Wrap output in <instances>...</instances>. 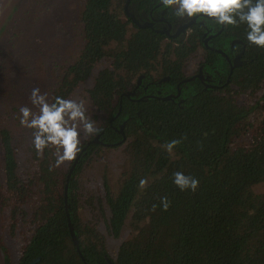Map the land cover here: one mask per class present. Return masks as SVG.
Returning a JSON list of instances; mask_svg holds the SVG:
<instances>
[{"label": "trees", "instance_id": "obj_1", "mask_svg": "<svg viewBox=\"0 0 264 264\" xmlns=\"http://www.w3.org/2000/svg\"><path fill=\"white\" fill-rule=\"evenodd\" d=\"M121 2L85 0L80 12L83 48L68 68L71 78L65 74L52 98H68L77 82L89 78L94 64L105 55L109 57L110 67L97 72L87 92L93 106L111 117L120 108L112 122L116 127L126 121L123 135L109 125L111 117L104 119L106 124L100 128L105 142L123 146L130 162L116 190L103 176L104 193L98 199L102 213L104 208L108 210V234L118 238L125 228L134 231L130 239L120 243L117 263L264 264V191L254 189L264 184V49L248 44L246 25L229 26V33L233 31L231 35L245 43L247 59L234 70L230 81L233 88L220 92L198 89L196 94L187 93L180 105L155 99L138 105L126 97L113 104L137 71H149L155 67L153 61L160 62L156 58L159 48L149 44L148 33L136 31L120 46L126 39L125 25L119 19ZM164 53L165 58L169 52ZM161 61L169 62L168 58ZM174 66L170 62L164 71ZM245 90L257 92L253 105L238 101L236 95ZM1 134L7 188L25 195L15 199L16 204L29 201L33 179L41 185L33 197L32 212L21 210L23 219L37 224L24 255L41 256L42 264H84L70 238L67 205L79 251L86 260L94 255L101 258L106 253L105 237L80 222L75 194L76 175L100 144L89 142L93 137L82 144L81 152L64 173V186L63 179L58 183L59 169L49 171L54 164L53 150L45 149L43 158L35 153L37 174L24 183L16 172L10 132L4 129ZM172 139L182 142L169 154L164 145ZM176 171L198 178L197 190L181 191L175 186L172 174ZM141 178L149 180L144 189L138 187ZM164 196L171 201L167 211L159 206ZM153 204L158 205L155 211ZM10 211L16 221L15 210ZM0 248L3 250L1 240Z\"/></svg>", "mask_w": 264, "mask_h": 264}, {"label": "rangeland", "instance_id": "obj_2", "mask_svg": "<svg viewBox=\"0 0 264 264\" xmlns=\"http://www.w3.org/2000/svg\"><path fill=\"white\" fill-rule=\"evenodd\" d=\"M84 3L85 0H0V240L4 246L6 244L14 258L20 254V242H17L16 235L24 234V224L33 223L22 218L21 210L28 209L32 212L33 197L36 191H41V185H37L33 179L29 201L22 206L16 204L15 199L21 200L25 195L7 188L1 132L4 129L10 132L17 175L24 183L28 178H35L38 160L31 147L32 130L19 124V108L27 105L36 111L29 100L34 87H38L41 93H47L51 102L65 74L71 78L68 68L77 60L84 45L80 21ZM110 65L108 56L100 58L92 67L89 78L77 82L66 98L84 100L87 114L99 129L106 124L104 119L111 116L93 106L87 89L92 85L97 72ZM236 96L238 101L249 106L253 105L258 94L256 91L245 90ZM89 139L91 138H86L81 133L82 144ZM70 164L58 167V183L63 179V186L64 173ZM129 168L130 162L123 146L100 145L91 156L85 158L76 175L77 216L81 223L90 225L104 235L105 249L112 255L117 252L122 241L134 235V231L125 228L118 238L108 234L105 224L108 210L104 208V214L102 213L98 199L104 193L103 176L111 188L116 190L121 173ZM254 189L262 192L264 184H257ZM11 208L12 211L15 210L13 218L16 221L12 217L9 219ZM10 222L16 223L12 230L9 228ZM3 252L0 248V264H4Z\"/></svg>", "mask_w": 264, "mask_h": 264}, {"label": "flooded vegetation", "instance_id": "obj_3", "mask_svg": "<svg viewBox=\"0 0 264 264\" xmlns=\"http://www.w3.org/2000/svg\"><path fill=\"white\" fill-rule=\"evenodd\" d=\"M119 10V19L126 28V39L120 42V46L127 44V39L136 31L143 32V35L148 33L149 44L159 48L156 58L160 62L153 61L155 67L149 71L144 69L137 71L132 76L131 82L125 86L124 91L114 97L113 104L116 101L120 104L122 98L126 97L138 105L150 99L180 105L185 101L187 93L196 94L198 89L220 92L227 87L231 88L230 81L234 70H238L247 62L244 57L245 43L243 40L232 36L233 31L230 34L227 29L218 27L212 20H208L206 27L202 28L203 20L193 19L190 22H185L184 19L174 16L170 9L160 7L155 0H122ZM186 51L188 53L185 54ZM164 52H169L165 57L169 60L167 64L161 61L165 59ZM170 62L176 67L169 69L168 72L164 71V67ZM89 64L87 63V65ZM125 78L123 77L124 80ZM141 111L142 109L138 106L137 113ZM119 113L120 108L118 107L116 115L112 116L108 122L112 129L123 135V126L126 121L123 120L122 123L117 124V127L112 123ZM101 133L103 130H100L99 134L89 142L104 146L118 144L105 142V137ZM67 208L66 205L67 226L73 243L71 231L75 237L76 235ZM11 217L10 211V220ZM10 225L9 228L12 230L16 223L10 222ZM36 227V223H26L23 226L24 234L16 235L17 242H20L18 257L14 258L6 244L5 246L2 244L4 264H42L40 263L41 256L28 258L23 253L24 247L31 235L34 234ZM16 230L18 231V229ZM104 247L106 248L105 244ZM77 250L84 264H118L117 252L112 255L106 251L101 258L94 255L93 258L89 257L86 260L81 251Z\"/></svg>", "mask_w": 264, "mask_h": 264}, {"label": "clouds", "instance_id": "obj_4", "mask_svg": "<svg viewBox=\"0 0 264 264\" xmlns=\"http://www.w3.org/2000/svg\"><path fill=\"white\" fill-rule=\"evenodd\" d=\"M156 4L170 9L176 17L190 22L193 19L203 20L205 28L208 20L214 21L218 27L246 25V41L257 48L264 49V0H155ZM29 100L36 111L27 105L19 108L17 119L19 124L32 130L31 147L36 155L43 158L45 149H52L54 164L49 171L65 163L76 160L82 150L81 133L86 138L99 134L96 122L87 114L84 100L66 99L56 96L49 102L48 94L41 93L38 87L31 90ZM207 135V134H205ZM182 139H186L183 137ZM182 139H172L164 145L171 154ZM175 186L181 191L195 192L199 187V179L186 175L182 171L172 174ZM148 185L146 178L139 180L138 187L144 189ZM158 205L153 204L155 211ZM163 211L171 206L167 196L160 198Z\"/></svg>", "mask_w": 264, "mask_h": 264}, {"label": "water", "instance_id": "obj_5", "mask_svg": "<svg viewBox=\"0 0 264 264\" xmlns=\"http://www.w3.org/2000/svg\"><path fill=\"white\" fill-rule=\"evenodd\" d=\"M72 167H73V165H72ZM72 167H71L70 170H69V174H70V172L72 171V170H71ZM68 177H69V175H68ZM71 236H72V239H73V243H74V245L76 246L77 249H79V247H78V242H77L76 237L74 236V234H73L72 231H71Z\"/></svg>", "mask_w": 264, "mask_h": 264}]
</instances>
